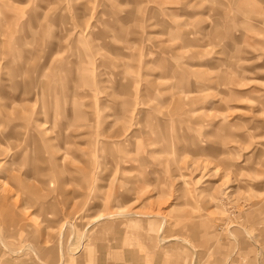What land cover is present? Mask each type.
Listing matches in <instances>:
<instances>
[{
	"label": "rangeland",
	"instance_id": "rangeland-1",
	"mask_svg": "<svg viewBox=\"0 0 264 264\" xmlns=\"http://www.w3.org/2000/svg\"><path fill=\"white\" fill-rule=\"evenodd\" d=\"M0 264H264V0H0Z\"/></svg>",
	"mask_w": 264,
	"mask_h": 264
}]
</instances>
